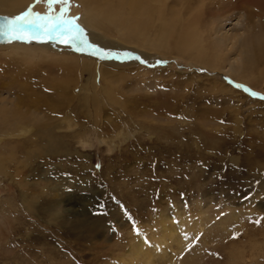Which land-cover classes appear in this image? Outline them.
Masks as SVG:
<instances>
[{
  "label": "rangeland",
  "instance_id": "obj_1",
  "mask_svg": "<svg viewBox=\"0 0 264 264\" xmlns=\"http://www.w3.org/2000/svg\"><path fill=\"white\" fill-rule=\"evenodd\" d=\"M185 1L166 0L177 14L178 4L195 10L176 16L169 54L125 52L141 63L111 52L136 62L96 92L99 114L80 89L59 104L31 80L47 103L28 112V133L0 127V264H144L132 245L153 248L170 224L180 242L165 232L172 243L155 246L153 264H264V99L251 94L264 96V61L252 70H261L256 83L225 72L264 45V0ZM76 6L52 9L79 17ZM181 15L197 24L209 59L218 52L220 70L174 52ZM214 27L234 33L235 46L217 43ZM99 67L77 77L100 85Z\"/></svg>",
  "mask_w": 264,
  "mask_h": 264
},
{
  "label": "bare ground",
  "instance_id": "obj_2",
  "mask_svg": "<svg viewBox=\"0 0 264 264\" xmlns=\"http://www.w3.org/2000/svg\"><path fill=\"white\" fill-rule=\"evenodd\" d=\"M74 1L81 6V8H77L76 6L74 13H79V24L83 28V34L88 40L89 45H94L95 47L89 46L83 48L82 51H75L71 46L59 43L53 45L51 42L37 43L32 41L24 43L12 41L11 43H0V127L7 129L2 132L3 135H10L13 132L28 133L30 129L27 121L28 112L31 110L33 113L37 112V107L40 104L47 103V100H44L45 98H42L29 85L31 80L43 84L47 89L51 90V93L47 94V96L53 97L55 100L49 101L59 104L73 101L76 96L74 91L78 88L83 94L82 101H85L82 102V104L85 103L83 106L88 107L90 103L93 110L99 114L102 108L96 98V92L103 85L104 88L101 90V93L107 91V85L112 84L111 81L113 82V79L116 81L119 77L121 78L127 73L125 71L127 67L134 65L136 62L133 60L120 62L122 59L119 60L115 53L121 54L128 51H137V53H140V56L146 59L157 57L160 54L161 56L169 54L170 52L168 51L171 46L170 37L173 35L170 33H172L173 26H175L176 16L181 14V12L182 14H187L188 12L190 16L195 11H188V3L184 6L187 0L182 5L184 9L181 12V4H178V14L171 8L172 4H168L166 0ZM27 7H31L32 11L36 12L39 6L35 5L33 0H0L1 15L15 16L24 12L28 9ZM53 9L56 13H59L58 8ZM192 15L193 18L195 15L197 17V14ZM181 16L183 17V21L185 19L186 22L185 25L182 24V31H179L182 34L180 33L181 36L175 41L174 52L179 57H183L188 61L191 60L193 63L199 64V66L209 65L211 70H220L222 66L220 65V61L216 59L218 52L216 57L209 59L210 55L207 52V47L202 45L204 41L202 42L201 38L203 36H201L197 27H195L197 24L191 22L187 18V15ZM213 34L217 43L226 42V44H231L232 46L237 42V36L234 33L226 32L221 28L214 27ZM260 38L264 40L263 37L260 36ZM258 42L261 43V39ZM260 48L259 50L257 45L258 50H255L253 46L252 50H249L250 47H247L248 52H242L241 58L236 57L229 60L225 72L232 75L237 74V77L248 82H258V75H260L258 73L261 70L253 73L252 70L258 69L256 65L257 61L261 59L264 61V45L260 46ZM111 52L115 53L111 54ZM28 57L33 58L31 64L28 63L29 60H26ZM249 62H253L254 64L251 65ZM97 63L100 66L98 72L102 79L99 82L100 85H97L94 80L84 84L81 83L80 77H77L78 72H92V70H95ZM254 73H256V77H254ZM90 92L91 94H89ZM29 93L31 95H25ZM49 137L50 148L60 149V144L58 145L57 143L58 139L51 134ZM1 158L0 173H3L5 167L2 166L3 159ZM160 232H162L160 239L155 246H163L164 242H180L175 233L174 225H164ZM165 232L169 234V239H172V242L165 237ZM141 243L143 242L138 241L132 245L130 249L132 250L131 254L142 257L144 264H153L156 256L154 254L156 252L155 246L143 250L144 246ZM179 248L181 247L179 246ZM160 251L163 252L164 250ZM176 251L174 249L173 253Z\"/></svg>",
  "mask_w": 264,
  "mask_h": 264
},
{
  "label": "snow or ice",
  "instance_id": "obj_3",
  "mask_svg": "<svg viewBox=\"0 0 264 264\" xmlns=\"http://www.w3.org/2000/svg\"><path fill=\"white\" fill-rule=\"evenodd\" d=\"M43 2L48 5L47 13L33 12L31 7H29L18 15L4 18L7 20V25L0 29L5 37L3 43H11L12 41L24 43L32 41L37 43L51 42L53 45L59 43L71 46L75 51H82L83 48L89 46L95 47L94 45H89L83 34L82 26L78 23H73L79 17L70 16L65 18L63 7L59 9V15L53 11V5L65 6L70 4L71 0H43ZM125 58H132L145 63L139 56H133L131 53H125ZM236 87L241 86L237 84ZM245 90L247 91V89ZM251 94L264 99V96L260 93L253 92Z\"/></svg>",
  "mask_w": 264,
  "mask_h": 264
},
{
  "label": "water",
  "instance_id": "obj_4",
  "mask_svg": "<svg viewBox=\"0 0 264 264\" xmlns=\"http://www.w3.org/2000/svg\"><path fill=\"white\" fill-rule=\"evenodd\" d=\"M5 17H11V16H6V15H1L0 14V29H3L7 25V20H5ZM5 37L2 34V31H0V43H3Z\"/></svg>",
  "mask_w": 264,
  "mask_h": 264
}]
</instances>
